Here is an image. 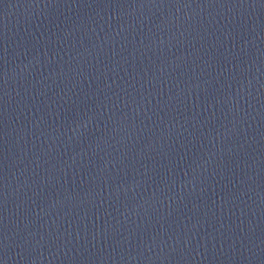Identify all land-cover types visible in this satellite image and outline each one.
<instances>
[{
  "label": "water",
  "instance_id": "water-1",
  "mask_svg": "<svg viewBox=\"0 0 264 264\" xmlns=\"http://www.w3.org/2000/svg\"><path fill=\"white\" fill-rule=\"evenodd\" d=\"M79 264H264V190L186 215Z\"/></svg>",
  "mask_w": 264,
  "mask_h": 264
}]
</instances>
